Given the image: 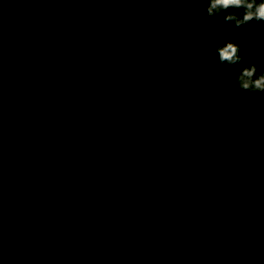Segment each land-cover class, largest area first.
I'll return each mask as SVG.
<instances>
[{"label": "flooded vegetation", "instance_id": "flooded-vegetation-1", "mask_svg": "<svg viewBox=\"0 0 264 264\" xmlns=\"http://www.w3.org/2000/svg\"><path fill=\"white\" fill-rule=\"evenodd\" d=\"M156 35L134 53L124 54L114 89L105 96L106 110L76 109L68 97L90 86L93 78L102 82L99 77L106 67L93 77L62 80L56 88L10 101V108L15 103L23 108L11 122L22 123L21 129L16 127L22 138L30 140L33 159L8 179L16 177L10 189H3L4 196L49 183L57 205L48 210L29 202L12 208L23 216L29 231L16 236L21 244L15 250L24 253L22 258L12 256L5 259L7 263L74 264L66 254L73 257L68 244L92 257L107 248L108 240L116 236L111 232L132 222L140 227L142 218L144 226L148 215L140 246L121 245L110 264H214L220 255L215 234L230 225L245 244L240 251L246 259L264 264V238H260L264 202L255 206L264 200V135L256 136L264 128V114H249L241 102L232 113L217 112L211 101H216L222 81H205L204 94L193 88L200 84H192L180 71L187 65L196 75L206 46L194 44L192 36L185 41L187 33L182 39ZM16 64L0 50V89L20 77ZM236 72L229 73L228 87L251 98L252 92L237 85ZM211 147L225 158H210ZM5 164L1 159L0 172ZM239 173L246 174L245 180L231 200L227 180ZM221 176L227 183L214 192ZM178 180V188L160 183ZM150 185L180 191L164 192ZM151 189L158 192L150 193ZM161 192L169 198L174 194L180 207L169 208ZM29 194L33 193L23 196ZM3 247L6 240L0 238V253Z\"/></svg>", "mask_w": 264, "mask_h": 264}, {"label": "trees", "instance_id": "trees-1", "mask_svg": "<svg viewBox=\"0 0 264 264\" xmlns=\"http://www.w3.org/2000/svg\"><path fill=\"white\" fill-rule=\"evenodd\" d=\"M128 1L129 0H11L7 13L8 20L15 36L25 47L48 57L68 59L85 49L118 15ZM205 8L206 3L203 2V0H172L161 16L154 22L152 27L147 30L142 40L131 50V53H134L143 44L153 41L158 33L163 35L167 33L171 37L180 39L187 33L184 39L185 41H188V38L192 36L194 44L206 46L205 55L201 54L198 60V71L196 75H193V70L187 65L184 69H180L181 73L184 75L183 77L191 81L192 84L201 85L199 88L198 86H193L194 90L204 92L205 94L208 91V89L205 88L207 82L210 80L222 81L223 85L217 86L216 101H211V103L215 105L214 107L217 112L228 111L232 113V110L236 108V104L238 103L239 105L241 102L242 104L240 105L246 104V111L249 114H264V92H252L250 93L251 98H246L245 95L241 94L240 89L234 90L228 87V83L230 82L229 73L232 72V70L239 71V69L244 66L255 64L257 73H264V22L253 21L239 28H234L231 24H227L223 20V14L215 18L207 16L204 11ZM197 9L200 11L197 12ZM188 34L190 35L188 36ZM227 42H233L239 46V54L242 57L239 65L230 66L227 63L222 64L219 62L216 49L218 46H223ZM181 61H183V59H181ZM121 62L122 58L120 61L111 62L106 67V73L102 77H99V79H102V82L96 81L98 82L96 84L95 78H93L94 82H92L90 86L75 91L78 95L75 92L69 94V102L74 103V106L77 107L76 109L95 110L99 107L105 110L108 109V100L105 96L111 94L114 89L113 79H116L118 76ZM18 67L21 70L19 74L20 77L11 80L7 87L19 85L26 80L28 72L20 66ZM99 69L100 68L62 79L45 80L39 86L28 92L1 99L0 111L6 118L13 121V118L19 116L23 108L17 103H15L16 105L14 108H10V104L12 103L10 101L17 102L20 97L42 92L46 88H56L62 80L81 78L84 76L93 77ZM109 83L112 84L113 88H111ZM249 104L254 107L252 108ZM258 118L260 117H256V119ZM16 126L21 129L22 123H16ZM260 128L259 133L256 134L259 138L264 135V128ZM0 133L2 136L0 145H3L0 147V160L3 159L6 163L3 170L0 172L1 178L18 161L20 146L15 136L3 125H0ZM23 140L27 151L26 159L31 163L33 155L30 151V140L25 136ZM210 149V152L212 151L209 153L210 158H218L220 160L225 158V154L213 152L215 147H211ZM26 161L27 160L23 161L22 168L27 166ZM261 165L264 166V158ZM229 173L230 171L227 172V174ZM241 176L242 174L239 173L232 179L227 180L230 184V189L233 191L230 195L231 200L234 197L235 191L238 190L240 183L245 180L246 174L243 175V177ZM220 179L221 182L218 186H215L214 192H218L220 187L227 183L223 176H221ZM14 180H16V177H12L0 186V198L4 196L6 192V190L3 189L9 188L11 182ZM180 180L174 183L165 181H161L160 183L178 188L181 185L179 183ZM39 184L45 185L43 182ZM48 185L52 189L54 188V186H51L49 183ZM241 190H243V188ZM27 191L33 194L23 196V193ZM149 191L150 193L153 192V194L154 192H158V190L153 189ZM239 191L238 193L242 194ZM141 192H143V189H141ZM161 194L167 201L169 208H174V206L180 207L179 202H175L174 200V194H172L170 198L164 194V192H161ZM240 194L238 195L239 198L241 196ZM29 202L37 203L43 209L49 208L48 210H51L52 207L57 205L52 193L46 189L39 187L19 189L0 205V229L17 222L25 221L23 216H21V214L17 215L12 208ZM263 202L264 200L260 201L255 206ZM239 205L244 207L240 199ZM250 207L252 208L253 205H250ZM145 217L146 220L141 232L142 235L146 232L145 224L148 215ZM138 219L139 218H136V220ZM23 224L24 223L17 225L8 231H0L1 242L6 240L7 245V247L2 248V253H0L3 255V257L0 258V262L3 264H13V262L7 263L8 261L5 260L9 257L15 256L17 260H19L24 255V253L20 254L15 250L17 244H21L20 240H16L18 235L29 231L28 225ZM138 231L139 222H132V225L125 229L121 228L115 230L110 234H115L116 236L108 240L105 247H108L120 239L133 237ZM238 234L234 225H230L221 234L219 232L215 234L219 237L217 242L220 248V255L214 264H253L250 263L251 261L247 260L246 256L240 251L244 249L243 246H245V244L239 239ZM260 238H264V234L260 235ZM140 239V237L135 238L128 242V244L136 243L140 246ZM121 245L124 246L125 243ZM121 245L112 249L98 262V264H110L109 261L113 259L111 257L118 253L119 249L122 247ZM68 248L78 264H94L101 252L99 251L92 257L87 258L85 254L83 255L85 252L83 248L71 246L69 244ZM146 263L150 264V262L147 261ZM67 264L72 263L69 262Z\"/></svg>", "mask_w": 264, "mask_h": 264}, {"label": "water", "instance_id": "water-1", "mask_svg": "<svg viewBox=\"0 0 264 264\" xmlns=\"http://www.w3.org/2000/svg\"><path fill=\"white\" fill-rule=\"evenodd\" d=\"M11 0H0V49L15 63L28 72L26 80L16 86L0 89V100L6 97L28 92L43 81L48 79H62L90 72L102 68L111 62L117 61L124 53L129 52L143 38L147 30L161 16L165 8L172 0H129L118 15L107 27L80 53L68 59H57L45 56L25 47L15 36L8 20L7 9ZM0 122L15 136L20 146V155L14 167L0 178V185L6 182L17 172L26 159V147L22 135L13 122L6 118L0 111ZM27 186H23L24 188ZM52 191L45 185H35ZM150 188L164 192H179L180 190L150 185ZM13 190L5 195L0 204L7 200ZM147 194V190L145 195ZM146 196H144L145 198ZM146 200V199H145ZM18 224L9 225L5 229H11ZM143 229V218L140 222L139 234ZM65 233V224L63 225ZM134 238L123 239L111 244L96 259L98 264L104 254L120 243ZM69 259L77 264L75 259L66 252ZM27 256L24 258V260Z\"/></svg>", "mask_w": 264, "mask_h": 264}, {"label": "clouds", "instance_id": "clouds-1", "mask_svg": "<svg viewBox=\"0 0 264 264\" xmlns=\"http://www.w3.org/2000/svg\"><path fill=\"white\" fill-rule=\"evenodd\" d=\"M203 2L206 3V8L204 9V11L207 14V16L215 18V17L223 14V20L227 24H231L234 28H239V27H241L245 24H249L253 21L264 22V0H203ZM199 11L200 10L197 9V12H199ZM216 51L218 54L219 62L222 64L227 63L230 66H236V65H239L241 63L242 57L239 54L240 48L236 43L227 42L223 46H218ZM126 53H128V52H126ZM126 53H124V54H126ZM124 54H123V56H124ZM122 57H120L119 59H121ZM108 65H106L104 67H107ZM104 67H102V68H104ZM235 81H236L237 85L239 86V88H241L242 90L250 91V92H256V91L264 92V73L258 74L257 73V67L255 64H251V65L244 66V67L240 68L239 71L236 72V74H235ZM22 223L23 222H17L14 224L20 225ZM11 225H13V224H11ZM8 226H6V227H8ZM5 228H3L1 230H4V231L10 230V229L6 230ZM65 228H66V226H65ZM137 234H139V232ZM136 235L133 237H127V238H123V239H129V238L135 239V238H138L141 234L138 237H136ZM123 239H120L119 241H121ZM130 241L131 240L124 241L122 243H127ZM122 243H120L119 245H121ZM117 246H115V247H117ZM115 247H113L112 249H114ZM104 250H102L100 252V254ZM111 250H109V252ZM108 253L104 254V256L107 255Z\"/></svg>", "mask_w": 264, "mask_h": 264}]
</instances>
